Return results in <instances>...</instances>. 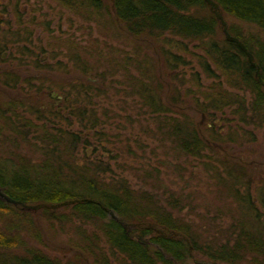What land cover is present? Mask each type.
<instances>
[{"label": "trees", "instance_id": "obj_1", "mask_svg": "<svg viewBox=\"0 0 264 264\" xmlns=\"http://www.w3.org/2000/svg\"><path fill=\"white\" fill-rule=\"evenodd\" d=\"M10 1L15 5L19 4V0ZM59 1L65 6L78 2L79 8L89 5L99 9L102 3L112 5L116 18L125 25L128 36L135 41L146 40L148 44L142 42L145 49L149 43L157 44V41L166 45L162 37L167 34L179 37L182 41L187 40L188 43L198 42L197 47L204 56L192 51L189 54L200 69L192 75L197 89L193 92L184 90L183 99L174 96L168 104L170 100L166 98L165 89L162 88L157 95L151 87L142 85L146 84V74L151 73L138 61L135 62L134 70L137 76H128L127 79L132 87L129 86V90H136L134 94L140 96L143 107L152 113L157 131L162 136L160 140H172L176 151L197 156L203 147L212 150L201 141L195 123H179L166 115L170 108L172 114L182 117V103L186 99L192 98L190 102L193 104V112L202 110L203 113H220L228 108L231 114L238 111L240 121L246 122L248 117L242 108L248 107L244 105V97L239 100L238 93L254 95L252 109L249 107L250 116L257 119L260 127L264 126V40L261 38L264 36V0H211L218 6L223 20L232 19L252 25L258 30L257 35H245L240 24L228 25L224 20L229 35L237 39L253 56L255 66L249 62L237 43L226 39L220 21L205 0ZM4 49L5 47L0 46V51ZM160 54L170 72L180 63L188 65L173 53L160 51ZM46 67L50 68L48 62ZM217 70L227 76L224 82L226 89L217 84L219 88H212L208 93L201 86V79L204 77L213 81L219 78ZM170 76V80L178 78V75L175 78ZM113 83L108 75L100 72L92 74L91 81L88 80L84 89L79 91L70 89L66 92L64 87L53 88L52 90L60 92L61 103L65 104L63 111L55 107V100L59 102L57 98L45 99L48 92L47 81L43 82L42 95L39 88L28 85L19 91L28 100L13 98L0 104V144L8 145V148H0V192L15 202L37 207L36 210H26L21 206L11 205L0 197V215L22 217L38 213L54 228L56 223L59 225L64 220L63 211H71V217L82 223L91 222V227L97 232L91 233L93 240L98 239V233L104 239L102 248L107 249L111 258L103 253L101 247L97 248L91 243L93 264H185L194 253L203 254L212 262L221 264H236L246 255L252 256L251 264H264V213L262 218L259 217L260 214L253 215L255 208L249 201V194L242 196L233 187L229 195L236 200L237 210H240L237 211L240 212V219L236 221L232 217L228 230L231 232L229 241L234 240L233 247L228 245L205 249L199 240L192 237L187 226L175 220L166 206L161 205L158 198L147 192L136 193L125 181H114L107 168L89 159L84 149L85 145H91V139L83 141L79 135L60 130L54 125L53 122L58 121L71 126L72 118L82 130L91 131L99 127L97 109L92 110L89 106L95 98L102 99L105 94L103 86L117 88L119 84L114 86ZM186 83L188 82H184L183 86ZM61 92H64L65 99ZM116 93L120 94L122 90L117 89ZM201 98L204 105L200 104ZM23 111L26 116L20 115ZM27 115L35 118L36 122L27 119ZM95 137L96 146L108 142L105 133L95 130ZM26 145L36 151L32 152L36 155L34 159L27 152L23 155L22 149L25 150ZM78 151L82 153L81 161L77 160ZM234 172L235 168L233 175H236L237 171L235 174ZM220 177L217 174V181L223 182ZM244 180V177H239L237 182L233 180V186L245 188L246 184L242 182ZM262 194L264 195V191ZM231 203L227 205V212ZM110 212L118 220L109 218ZM14 222L16 224L12 228L18 226L19 218ZM16 246L15 238L0 230V251ZM0 264H57V261L38 251H29L8 260L0 256Z\"/></svg>", "mask_w": 264, "mask_h": 264}, {"label": "rangeland", "instance_id": "obj_2", "mask_svg": "<svg viewBox=\"0 0 264 264\" xmlns=\"http://www.w3.org/2000/svg\"><path fill=\"white\" fill-rule=\"evenodd\" d=\"M77 3L65 6L59 0H19L17 11H22L19 13L21 17L23 14H26L24 17L29 16L30 23L28 27L24 26V22L17 24L18 31L11 36L15 40L9 50V57L17 66L29 57L26 54L32 53L33 56L39 57L44 54L47 57L50 68L47 67V73L42 75L48 84L45 99L59 100L60 92L52 90L53 88L64 87L66 92L70 89H84L87 81H91V75L100 72L108 75L114 86L118 83L117 88L109 89V86H103L105 94L102 99L95 98L91 101L89 107L92 110L97 109L99 127L91 131L82 130L72 118L71 126L58 121H54V125L60 130L79 135L83 141L91 139V145H85L84 149L89 159L107 168L114 181H125L136 193L147 192L158 198L161 205L166 206L175 220L186 225L192 237L199 240L205 249L228 245L233 247L234 240L229 241L228 230L232 217L236 221L240 219V212L237 213L240 210H237L236 200L229 196L231 189L235 187L242 196L249 194V201L255 208L253 215L260 214L259 217L262 218L264 213V126L260 127L257 119L250 116L249 107L252 109L254 95L238 93L239 100L244 97V105L248 107L242 108L248 117L246 122L240 121L238 111L231 114L228 108L220 113L209 114L203 113L202 110L193 112V104L190 102L192 98L183 101L182 117L172 114L169 108L167 116L173 117L172 120L179 123H195L201 141L212 149L206 150L203 147L197 156L176 151L172 140H160L162 136L157 131L152 113L143 107L140 96L134 94L136 90H129L131 83L127 79L128 76H137L134 70L135 62L138 61L151 73L146 74V84L142 85L151 87L157 95L161 93L162 88L165 89L166 98L169 100L174 96L183 99L184 90L193 92L197 89L192 75L200 69L189 54L192 51L204 56L197 47L198 42L188 43L187 40L182 41L179 37L167 34L162 37L166 45L157 41L159 45L149 43L145 49L142 42L145 43L146 40L135 41L128 36L125 25L116 18L112 5L102 3L99 9H95L89 5L79 8ZM224 20L228 25L240 24L245 35L259 34L252 25L227 18ZM26 28L27 33L22 32ZM261 38L263 41L264 36ZM185 49L189 51L186 52ZM160 51L173 53L188 65L183 66L180 63L181 65L170 72ZM36 63L39 69V61ZM22 68L25 73L19 70V76H16L20 80L18 87L26 84L28 79H33L27 73L28 66L22 64ZM217 72L219 78L213 81L204 77L201 79V86L208 93L212 88L218 89L217 84L226 89L224 82L227 76L218 70ZM170 75L174 78L178 75V78L170 80ZM40 77L37 76V81ZM184 82L188 83L183 86ZM18 87L12 85L8 90L6 88L0 92V104L3 105L9 100L8 93L13 98L28 100L27 96L19 92ZM117 89H121L122 93L117 94ZM231 92L234 91L231 89ZM63 93L61 92V96ZM42 102L44 103L43 100ZM170 103L171 100L168 104ZM204 103L201 98L200 104ZM54 104L59 110L65 108V104L56 100ZM40 105L44 107V104ZM22 113L21 116H26L24 111ZM27 119L36 122L35 118L29 115ZM95 130L107 134L108 142L96 146ZM28 147L26 145L25 150L22 149L23 155L27 152L34 159L36 155L32 152L36 151ZM0 148H8L7 143H1ZM81 154L77 152L78 161L82 160ZM234 168L236 175H233ZM217 174L223 178V182L217 181ZM239 177L245 178L246 181H242L246 184L245 188L233 186V180L237 182ZM230 202L232 203L227 212ZM63 212L64 220L59 225L56 223L54 228L38 213L22 217L1 214L0 230L15 238L17 246L0 251V256L8 260L25 255L29 251H38L53 261L56 260L57 264H93L90 253L92 243L97 248L101 247L103 253L111 258L107 249L102 248L104 239L101 234L98 233L97 240L91 238V233L95 232L91 222L82 223L79 219L71 217V211ZM108 217L112 218L110 215ZM18 218V226L12 228L11 226L16 224L14 220ZM252 261V256L246 255L236 264H251ZM185 264L221 263L212 262L203 254L194 253Z\"/></svg>", "mask_w": 264, "mask_h": 264}, {"label": "flooded vegetation", "instance_id": "obj_3", "mask_svg": "<svg viewBox=\"0 0 264 264\" xmlns=\"http://www.w3.org/2000/svg\"><path fill=\"white\" fill-rule=\"evenodd\" d=\"M18 7L19 5H15L13 1L0 0V46L5 47L3 51H0V92L2 93L6 88L8 90L12 85L13 87H18L20 80L16 77L19 76L17 73L19 70H22V72L25 73L22 64H26L29 69L27 73L33 77V79L31 81L28 79V81H30L29 83L27 81L28 84H22L21 87L18 88L24 89L27 88L28 85H32L39 88L40 94L42 95L41 90L43 82L45 81V77L43 78L42 75L47 73V57L44 54L40 57L39 55L33 56L32 53L26 54L29 57H26L25 61L21 62L22 64H20V66H17L16 62L9 57V50L12 48L15 40L14 37H11V34L18 31L17 24L24 22V26L28 27L30 23L29 16L24 17L26 14H23V17L20 16L19 13H22V11H17ZM26 9L27 8H25V10ZM22 32L27 33V28ZM37 60L40 65L39 69L36 63ZM37 76H42V78L40 77V80H38L39 82H37ZM8 97L9 99H13V97L10 96V93H8ZM60 98L61 97H59V103L62 102ZM60 110L63 111L62 109Z\"/></svg>", "mask_w": 264, "mask_h": 264}, {"label": "water", "instance_id": "obj_4", "mask_svg": "<svg viewBox=\"0 0 264 264\" xmlns=\"http://www.w3.org/2000/svg\"><path fill=\"white\" fill-rule=\"evenodd\" d=\"M205 1H206V3H207L208 5H210L211 9L214 11L215 15L217 16V19L220 21V24H221V27H222V29H223V33H224L226 39H227L228 41H231V42L237 43L238 46H239V47L245 52V54L247 55L249 62H250L253 66H255V64H253V56L247 51V49H246V48H245V47H244V46H243V45H242L237 39L232 38V37L229 35V33L227 32V24L224 22L223 17H222L221 14L219 13V8H218V6H217L214 2H212L211 0H205ZM0 197H1L4 201H6V202H8V203H10V204H12V205H15V206H21L23 209H26V210H36V209H37V207L26 206V205H23V204H21V203H19V202H15V201L11 200L10 198H8L7 196H5L2 192H0ZM109 215H110L114 220H118L117 217L114 215L113 212H110Z\"/></svg>", "mask_w": 264, "mask_h": 264}]
</instances>
